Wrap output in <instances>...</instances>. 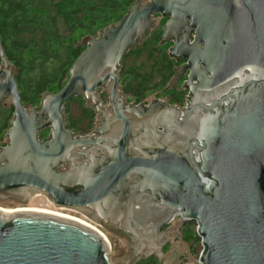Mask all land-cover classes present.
Masks as SVG:
<instances>
[{
    "label": "water",
    "instance_id": "obj_1",
    "mask_svg": "<svg viewBox=\"0 0 264 264\" xmlns=\"http://www.w3.org/2000/svg\"><path fill=\"white\" fill-rule=\"evenodd\" d=\"M144 1L83 36L65 84L30 109L0 45V105L14 108L0 147V201L77 211L120 230L130 243L121 236L117 264L161 260L158 229L176 215L196 223L202 264H264V0ZM155 14L168 17L160 43L172 41L169 56L187 61L165 87L186 73L184 108L127 103L120 87L121 60ZM72 97L96 113L92 135L67 128ZM107 252L106 238L78 220L0 210V264H107Z\"/></svg>",
    "mask_w": 264,
    "mask_h": 264
},
{
    "label": "trees",
    "instance_id": "obj_2",
    "mask_svg": "<svg viewBox=\"0 0 264 264\" xmlns=\"http://www.w3.org/2000/svg\"><path fill=\"white\" fill-rule=\"evenodd\" d=\"M132 1L0 0V45L9 62L19 69L17 86L22 105L38 106L44 94L58 92L69 77L70 67L84 50L81 38L96 35L120 20ZM160 40L161 31L148 34L121 60L120 86L124 95L129 94L135 102L158 95L172 75V61L167 54L169 44H160ZM131 57L136 61L128 65ZM72 103L79 110L75 123L69 115ZM13 112L9 102L0 105V140L10 127ZM65 114L68 129L78 135L89 133L94 112L85 106L82 98H70L65 104ZM84 121L85 128H79V122ZM45 133L41 131V135ZM183 238L191 248L195 246L198 237L193 223L186 222ZM138 264L157 263L147 260Z\"/></svg>",
    "mask_w": 264,
    "mask_h": 264
},
{
    "label": "flooded vegetation",
    "instance_id": "obj_3",
    "mask_svg": "<svg viewBox=\"0 0 264 264\" xmlns=\"http://www.w3.org/2000/svg\"><path fill=\"white\" fill-rule=\"evenodd\" d=\"M148 1L149 0H145L143 3H141V5L148 4L149 3ZM135 2H136V0H133L131 5H130V7ZM153 19H154V22H155L154 23V27H153L152 30L146 32L145 37L148 34H150L152 32H157L159 30V31H161V39H162L163 28L165 26L166 21L168 20V17L162 16L161 14H155V15H153ZM93 36H96V35H93ZM145 37L143 38V40L145 39ZM190 41H191V38H190ZM166 43L169 44L168 50H167V54L169 56V47H171V45L173 43H172V41H170V42L168 41V42H165V43H162V44H166ZM170 59L172 61V63H171L172 64V75L170 76V78H171L175 74L174 73V68L179 67L182 64L187 63V61L184 60V61H181V62H177L172 57H170ZM119 70L120 69H118V73H119ZM185 75H186V73H184L182 75V77L178 80V82L173 87H171L169 89H165L164 88V89H162L161 91L158 92V95L154 94L149 99L145 98V99H143L141 101H138V102L137 101L135 102L134 100L133 101H128L126 99L125 100H126L127 103H143L144 105H148L151 100L158 99V100H161V101H165V102H167L168 104H170L172 106H176L177 108H184L186 100L190 97V94H189L188 90H186L185 88L182 87V83L186 80ZM98 96H99L100 100L102 101V103L104 105H106V106L110 105V102H109V99H108V95L105 92H102L99 89L98 90ZM80 98H82V97H80ZM124 98H125V95H124ZM180 98H182V101L179 100ZM9 104H10V102H9ZM89 108H91V107H89ZM93 112H94V110H93ZM64 115L66 116L65 109H64ZM94 118H95L94 121L96 123H95L93 129L89 133H87L85 135H92L93 134V130L99 126V123L97 122V116H96L95 112H94ZM66 124H67V116H66ZM41 131H46V133L44 135H41ZM41 131L38 134L39 139L42 140L43 142H45V141H47V135H48L49 129H42ZM95 136H96V134H95ZM4 138H5V136L2 138V140H0V147L1 146H5L6 143H7V142L3 141ZM66 168H68V164L67 163H63L59 167V170L62 171V170H65ZM174 217L167 224H164V225L160 226L159 229H158V232L160 233V237H161V249H162V251H163L165 256L160 260L159 258L156 257L155 254H153V255L148 256L147 258H143L142 260H140V261H138V262H136L134 264H138V263H140L142 261H147V260L155 261L157 264H161L163 261H171V260L181 262V261L185 260L190 255V254L189 255L186 254V249L185 248H186V245L188 244V242L183 238V227H184L185 224L183 226H181V224H183L184 222L180 221V222L177 223L178 226H173L171 224V222L174 219ZM100 226H102L105 230H107L109 232H112V233H115L117 235L125 237L127 242H128V245H129V243H130L129 240L127 239V237L120 230L114 229L113 227H110V226H104V225H100ZM176 228L177 229L179 228V232L176 231L177 230ZM174 231H176V232H174ZM171 234H172V236H171ZM130 251H131V249H130ZM130 251H129V253H130Z\"/></svg>",
    "mask_w": 264,
    "mask_h": 264
},
{
    "label": "rangeland",
    "instance_id": "obj_4",
    "mask_svg": "<svg viewBox=\"0 0 264 264\" xmlns=\"http://www.w3.org/2000/svg\"><path fill=\"white\" fill-rule=\"evenodd\" d=\"M96 35H98V33H96ZM135 61H136V59L131 57V58H129L127 60V64L128 65L133 64V62H135ZM151 96H148V99ZM130 98L131 97H130L129 94H125V99L126 100L133 101ZM30 108L31 107H28V109H30ZM69 115H71V118H72V120L75 123L76 117L79 115V110L77 109V106H76L75 103H72L69 106ZM79 123L81 125V127H79V128H82V127L85 128V126L87 125V122L86 121H84L83 124H81V122H79ZM95 123L96 122L94 121L91 130L93 129ZM3 141H4V139H3ZM0 208H4V209L24 208V209H34V210H36V209H38V210H48V211H52V212H59V213H62L64 215H68V216H71V217H75V218L80 219V220H84L82 222H86V221L87 222H91L85 216H83L82 214L78 213L77 211H70L68 209L57 208L55 206H52V207H49V208H46V209H40V208H37L36 206L28 205V204L19 202V201L14 200V199H6V200H3V201H0ZM178 220L184 222L183 224H181V226H183L187 222L189 224L193 223V227H195L194 221H192V220H186V221L185 220H182L179 215H176V218L173 220L172 225L173 226H176L177 223H178ZM91 223H93V222H91ZM95 225L104 234V236H105V238L107 240V243H108V252L106 253V255H107V258H108V262L110 264H117L118 263L117 257H122L123 254H124V252H125L124 247H123V245L125 244V240L123 239V237H121V236H119V235H117L115 233H112V232H109V231L105 230L102 226L97 225V224H95ZM93 227H94V225H93ZM176 231L179 232V228ZM194 232H195V228H194ZM186 247H187V253L188 254L191 253V255H189L190 258L187 257L186 260L194 261V263H195L196 260H198V255H199V253H200V251L202 249V245H201L200 240L197 238V242H196L195 246H192L193 248H191V245L189 243L186 245Z\"/></svg>",
    "mask_w": 264,
    "mask_h": 264
},
{
    "label": "bare ground",
    "instance_id": "obj_5",
    "mask_svg": "<svg viewBox=\"0 0 264 264\" xmlns=\"http://www.w3.org/2000/svg\"><path fill=\"white\" fill-rule=\"evenodd\" d=\"M0 210H1V211H4V212H6V213H8V212H13V211H20V210H32V211L45 212V213H54V214H58V215L64 216V217H66V218H71V219L78 220V221H80V222L84 221V220L77 219V218H75V217H71V216H68V215H64V214L59 213V212H52V211H48V210H38V209L34 210V209H24V208H16V209H4V208H0ZM82 223L86 224L87 226H89V227L93 228L95 231H97L96 228H94L93 225H92L91 223H89V222H87V223H86V222H82ZM90 224H91V225H90ZM97 232H98L99 234H101V235L104 237V234H102V233L99 232V231H97Z\"/></svg>",
    "mask_w": 264,
    "mask_h": 264
},
{
    "label": "built area",
    "instance_id": "obj_6",
    "mask_svg": "<svg viewBox=\"0 0 264 264\" xmlns=\"http://www.w3.org/2000/svg\"><path fill=\"white\" fill-rule=\"evenodd\" d=\"M183 220V219H182ZM186 221V220H185ZM87 222V221H86ZM89 223H91V222H89ZM91 224H93V223H91ZM94 225V227L98 230V231H100L97 227H96V225H95V223L93 224ZM195 232L197 231V226H196V223H195ZM101 232V231H100ZM102 233V232H101ZM103 234V233H102ZM196 234H197V232H196ZM105 237V236H104ZM197 237L199 238V240H200V242H201V238L197 235ZM201 245H202V243H201ZM202 251H203V245H202V249H201V251H200V253H199V255H198V260H196V262L194 263V261H189V260H183V261H181V262H179V264H202V262L200 261V256H201V254H202ZM105 257H106V261H107V264H110L109 262H108V258H107V255H105Z\"/></svg>",
    "mask_w": 264,
    "mask_h": 264
}]
</instances>
